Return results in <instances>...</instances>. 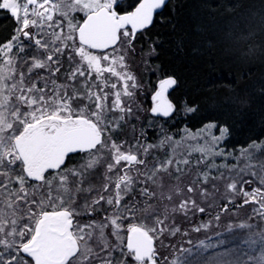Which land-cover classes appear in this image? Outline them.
I'll return each mask as SVG.
<instances>
[{
	"label": "snow or ice",
	"instance_id": "snow-or-ice-1",
	"mask_svg": "<svg viewBox=\"0 0 264 264\" xmlns=\"http://www.w3.org/2000/svg\"><path fill=\"white\" fill-rule=\"evenodd\" d=\"M166 4L0 0V10L16 25L0 43V264H168L175 246L158 248L154 241L177 235L180 229L168 223L177 212L191 221L189 213L215 211L218 223L221 214L244 209L250 222H229L228 229L257 231L264 244V141L242 149L227 173L205 172L201 183L191 179V154H202L197 165L223 155L216 146L227 128L203 144L198 138L214 124L196 133L185 128L179 140L162 135L156 144L147 142L145 131L135 134L132 121H141L137 113L147 109L137 105L141 85L129 70L134 41L156 16L163 22ZM61 72L73 83H58ZM176 84L173 77L159 81L151 97L154 116L173 113L166 94ZM225 103L243 107L251 101L236 91ZM124 128L134 144L116 142ZM217 181L225 184L224 193ZM259 251L245 264H264V247ZM208 264H220V257Z\"/></svg>",
	"mask_w": 264,
	"mask_h": 264
},
{
	"label": "trees",
	"instance_id": "trees-1",
	"mask_svg": "<svg viewBox=\"0 0 264 264\" xmlns=\"http://www.w3.org/2000/svg\"><path fill=\"white\" fill-rule=\"evenodd\" d=\"M162 15L163 22L159 15L156 16L154 23L134 41L136 51L131 56L130 67H136L135 77L141 85L136 101L139 108L147 109L137 113L141 121L132 122L136 125L135 134L140 137L145 131L147 142L156 144L162 135H172L177 140L185 128L196 132L214 124L210 132L215 137L220 136L222 128H227L226 138L216 146L224 154L208 156V166L193 164V161L190 165L203 174L208 168L212 176L227 173L228 168L239 162L237 158L242 149L248 148L253 141H264V92L261 91L264 88V0H168ZM15 26L10 14L0 10V43L11 38ZM153 48L155 55L151 54ZM65 75L64 72L59 74L58 83H73L67 81ZM168 77L177 80L169 95L174 112L168 118L153 117L149 107L154 86L157 80ZM236 91L246 93L251 103L243 107L225 103ZM188 108L194 111L187 112ZM153 119L155 127L148 128ZM141 123L143 129L139 126ZM158 152L161 150L152 154ZM181 167L185 170L184 165ZM217 183L224 193L225 184ZM241 202L242 197L236 200V205ZM200 203L201 206L205 204ZM236 212L239 214H221L218 223L213 219L215 211L212 216L207 212L199 214L196 211L195 216L189 213L191 221L185 219L183 213L174 214L173 226L180 231L167 245L171 243L177 250L189 251L172 262L174 251L169 250L168 263L176 264L179 260L181 264H208L210 258L220 257V264H224L225 259L238 257L245 264L249 255L256 256L264 247L261 240L257 238L251 248H248L251 243H244L248 237L256 236V231L228 229L229 222L233 225L250 222L244 209H236ZM218 226L223 227L219 233L215 232ZM197 227L200 231H196Z\"/></svg>",
	"mask_w": 264,
	"mask_h": 264
},
{
	"label": "rangeland",
	"instance_id": "rangeland-1",
	"mask_svg": "<svg viewBox=\"0 0 264 264\" xmlns=\"http://www.w3.org/2000/svg\"><path fill=\"white\" fill-rule=\"evenodd\" d=\"M6 11V10H5ZM133 56V55H132ZM133 63V60H132V57H131V59H130V63H129V70L132 72V74L134 75V76H136V74L134 73V69L136 68L135 66H131L130 67V64H132ZM106 76H109V74H105ZM115 79L116 78H114V77H110V82H115ZM137 79V78H136ZM122 87V86H121ZM109 91H111L110 89H108ZM116 115H119L118 113H116ZM133 122V121H132ZM196 132H198V131H196ZM196 132H193V133H196ZM116 134V135H115ZM131 131H130V129L129 128H124V129H120L119 130V137L116 139V142L117 143H120L122 140H125V139H127V140H129L131 143H135V141H133V140H131ZM184 134H181V135H179V136H177L178 138H177V140H179L182 136H183ZM113 136H114V138L117 136V133H113ZM212 137H215V136H212V134H211V132H208V133H205L204 134V136H203V138H198V142L199 143H201V144H203L204 143V141H205V139L206 140H208L209 142L212 140ZM143 142V141H142ZM191 143H196V141H193V142H191ZM163 150H165V149H161V151H163ZM168 150V149H167ZM153 156H155V154L153 153L152 154ZM157 155V154H156ZM210 156V155H209ZM151 158V157H150ZM202 159V154L201 153H199V152H193L192 154H191V162L193 161V164H194V162L195 163H197V161L198 160H201ZM206 160H208V157H207V159ZM206 160L204 161V162H202L201 164H203V165H206ZM181 166H183V165H181ZM206 166H208V165H206ZM193 167V166H192ZM191 167V168H192ZM193 169V171H192V173H191V179H198L201 183L203 182V173H201L200 172V169L198 168H192ZM185 170H186V168H185ZM208 170V168L204 171V172H208L207 171ZM101 171H102V174H103V169H101ZM187 171V170H186ZM185 171V172H186ZM101 174V173H100ZM176 175L177 176H180V173L178 172V173H176ZM185 183H188V182H185ZM185 191H186V187H185ZM195 198V197H194ZM179 213H182V212H177V213H174V214H179ZM197 213H199L198 211H197ZM173 214V215H174ZM199 214H202V213H199ZM174 220H175V218H174ZM174 220H171V221H168V223H169V225H173L174 224ZM223 227H221V226H218V230L217 231H215V232H217V233H219L220 231V229H222ZM261 230H264V229H261ZM257 232V231H256ZM250 236V235H249ZM250 237H256V239L257 238H259L258 237V235L256 234V236H250ZM250 237H248V239L247 240H245V241H249V238ZM178 238V237H177ZM175 239V237H173L172 235H170V234H165V235H162V236H160V237H158L156 240H155V243H156V246L158 247V248H160V245H161V243L166 247V245H167V243L170 241V240H174ZM260 239V238H259ZM243 241H244V239H243ZM244 243H246V242H244ZM250 243V242H249ZM254 247L255 246V243H251L249 246H248V248H251V247ZM252 249H254V248H252ZM175 250L176 251H174V254H173V256H172V262H175L176 261V258L178 257V256H181V255H183L184 254V252H185V249L183 248V249H178L177 250V248H175ZM164 250L163 249H161V252H163ZM169 251V250H168ZM177 251L179 252V254H175V253H177ZM252 251H255V250H252ZM228 255H230V253H227ZM228 255H226V256H228ZM260 255V253H258L256 256H259ZM234 257H229V258H227V259H225L226 261V263H224V264H244V260H243V262H242V260H240V259H238V257L237 258H234ZM161 264H162V262H161ZM169 264V263H168ZM171 264V263H170Z\"/></svg>",
	"mask_w": 264,
	"mask_h": 264
},
{
	"label": "water",
	"instance_id": "water-1",
	"mask_svg": "<svg viewBox=\"0 0 264 264\" xmlns=\"http://www.w3.org/2000/svg\"><path fill=\"white\" fill-rule=\"evenodd\" d=\"M168 1V0H167ZM149 28V27H148ZM147 28V29H148ZM158 84H159V82L157 83V86H155L156 87V90L155 91H157L158 90ZM175 86H173L172 88H170L169 89V91H168V93L166 94L167 95V98H168V100H169V95H170V93H171V91H172V89L174 88ZM155 93V92H154ZM153 93V94H154ZM152 97V96H151ZM150 101H151V106L149 107L150 109H151V107H152V99H150ZM169 102H171L170 100H169ZM174 112V111H173ZM149 113H150V115L151 116H153V117H160V118H164L163 116H154L152 113H151V111L149 110ZM173 114V113H172ZM172 114H170V116L172 115ZM165 118H168V117H165Z\"/></svg>",
	"mask_w": 264,
	"mask_h": 264
},
{
	"label": "flooded vegetation",
	"instance_id": "flooded-vegetation-1",
	"mask_svg": "<svg viewBox=\"0 0 264 264\" xmlns=\"http://www.w3.org/2000/svg\"><path fill=\"white\" fill-rule=\"evenodd\" d=\"M160 80H161V79H159V80H157V81H156V84H155V86H157V83H158ZM155 86H154V87H155ZM155 90H156V87L154 88V91H153V93L155 92ZM152 95H153V94H152ZM157 118H160V117H157ZM69 166L71 167L72 165L70 164ZM100 172H101V174L99 175V179H100V180H102V171L100 170ZM97 183H99V181H98ZM105 207H107V206L105 205ZM83 219H85V220H86V219H87V217H84ZM154 243H155V241H154ZM155 244H156V243H155Z\"/></svg>",
	"mask_w": 264,
	"mask_h": 264
}]
</instances>
